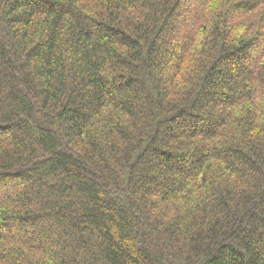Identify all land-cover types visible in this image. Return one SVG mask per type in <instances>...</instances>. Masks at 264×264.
<instances>
[{"label":"trees","instance_id":"trees-1","mask_svg":"<svg viewBox=\"0 0 264 264\" xmlns=\"http://www.w3.org/2000/svg\"><path fill=\"white\" fill-rule=\"evenodd\" d=\"M0 264H264V0H0Z\"/></svg>","mask_w":264,"mask_h":264}]
</instances>
